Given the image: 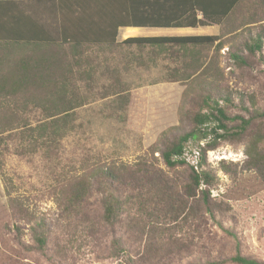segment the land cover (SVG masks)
Instances as JSON below:
<instances>
[{
	"label": "rangeland",
	"instance_id": "374dc122",
	"mask_svg": "<svg viewBox=\"0 0 264 264\" xmlns=\"http://www.w3.org/2000/svg\"><path fill=\"white\" fill-rule=\"evenodd\" d=\"M263 1L249 0L246 4L249 7V4L260 2L263 13ZM214 33L217 34V30L206 34ZM244 33L220 50L218 66L223 78L219 79V84L233 94L236 104L229 107L230 113L248 118L255 113L253 109L264 110V48L254 53L245 50V63L235 61L231 57V46L234 43L241 46L242 40H248V34ZM164 34L171 36L174 33ZM153 52V48L140 49L135 45L86 50L80 70L90 72L93 69L88 75L93 76L80 78L76 75L72 85L82 96H88H85L88 102L77 109L75 122L79 126L63 138L51 157L42 152L19 155L16 153L19 138L13 136L6 140L4 146L7 150L2 155L0 168V264H194L205 260L208 253L229 257L237 249L264 261V182L255 171H248L245 167V140L219 142L216 148L208 151L214 177L209 185L201 187H208L212 202L226 209L222 222L237 233L239 244L209 215L205 214L206 220H203V209L194 206L198 196L182 203L171 201L164 204L161 206L163 211L154 215L137 206L129 214H122L115 224H100L95 245L88 246V242L79 237L71 241L63 237L62 234L74 228L63 214L65 205H59L57 200L62 186L61 182L57 185L58 179L105 163L134 166L150 153L161 129L173 124L181 126L180 132H185L193 126V114L205 112L200 92H191L185 103L176 97L183 92V88L169 75L176 64L166 53L156 56ZM39 91L34 92L38 94ZM238 92L252 98H245L243 106ZM124 94L129 96L130 102L120 106L119 98ZM3 99L0 96V102ZM1 107L0 111L10 109L9 106ZM28 109L22 115L21 112L20 117L29 118L36 124L42 111L36 105H30ZM237 122L239 120L233 121ZM260 125L264 130L262 116L255 120L248 134ZM205 145V140L199 144L191 141L186 153L190 164L198 160L193 157L194 152L199 151L200 154L199 147ZM158 150L151 158L154 166L171 181H177L180 194L187 198L184 186L190 182L189 169L168 168ZM11 199L45 217L56 232L44 252L34 247L27 224L22 225L25 231L22 241L9 231L8 226L15 223ZM100 202V195L93 193L86 208L92 211V218L97 223L102 222ZM196 211L198 214L193 215ZM117 238L124 242L128 252L114 245ZM152 241L157 244L153 253L147 250ZM81 243L84 245L79 249ZM227 264L237 263L230 261Z\"/></svg>",
	"mask_w": 264,
	"mask_h": 264
},
{
	"label": "trees",
	"instance_id": "16d2710c",
	"mask_svg": "<svg viewBox=\"0 0 264 264\" xmlns=\"http://www.w3.org/2000/svg\"><path fill=\"white\" fill-rule=\"evenodd\" d=\"M247 1L249 0H190L188 9L182 11L184 16L181 19L167 22L169 26H163L218 25L220 28L218 35L132 37L121 44L103 40L88 42V44L62 43V53L67 54L68 59L61 61L60 86L52 83L47 86L43 84V90L38 94H35L34 90L21 89L12 92L0 90V96L4 97L0 102V107H10V109L0 111V168L3 165L2 155L7 150L4 145L10 137L17 136L19 138L20 145L16 150L19 155L42 152L47 157H51L59 149L63 138L76 130L79 126L75 122L77 109L88 102L86 99L88 96H82L75 87L73 88V78L76 75L80 78L93 76L92 74L88 76L93 69L90 72L80 70L86 50L91 47L104 50L120 45H135L140 49L153 48V54L156 56L166 53L165 55L176 64L169 75L173 82L183 88L182 94L178 93L176 97L179 96L180 101L185 103L191 92H200L202 95L205 112L199 111L193 114L192 128L180 132L182 131L181 126L172 124L161 129L157 142L151 148L150 153L145 154L134 166L125 163H105L91 170H84L80 174L76 172L69 177L58 179L57 185L59 186L61 182L62 186L57 200L59 205H65L63 214L66 215L67 222L74 228V230H65L67 233L62 234L64 238L68 237V240L71 241L79 237L88 242V246L95 245L100 224H115L120 220L122 214L125 212L129 214L137 206L143 210L146 209L147 214L154 215L156 212L163 211L161 206L164 204L171 201L182 203L185 199L190 200L198 196V199L194 200V206L199 210L203 209V220H206L205 214L209 215L222 230L239 244L237 233L226 228L222 222L226 209L212 202L208 187H201L203 184L209 185L214 177L213 169L208 162V151L216 148L219 142L233 140L246 141L245 167L248 171H255L264 182V130L260 125L253 133L248 134L255 120L261 116L264 117V110L260 108L255 111L253 109L255 113L248 118L239 114L232 115L229 107L236 105L233 94L219 84V79L223 78L218 66V56L220 50L229 41L238 40V35L244 33L243 31H245L243 35L248 34L249 36L248 40L241 41V46L239 43H234L231 46V57L239 63H245L243 58L245 50L251 53L263 51L264 12L261 11L260 2L257 5L249 4L248 7ZM90 6L92 8V4ZM91 8L88 6V25H90L92 17L100 14V10L96 11ZM198 13L201 14L200 18L197 17ZM125 23L131 22L126 21ZM88 36V41L95 39V36L91 34ZM97 37L105 38L104 36ZM76 67L78 68L75 69ZM238 94L242 104L245 98L249 97V100L252 98L246 93L238 92ZM128 98V95H122L119 98L120 106L128 105L130 102H128ZM33 100L38 103L35 104ZM175 102H177L176 98ZM30 105H36L42 111L41 119L36 124H33L29 118L23 119L19 115L21 112L22 115L28 111ZM247 109L245 108V110ZM236 120L239 122L233 123ZM174 130L179 132L176 134ZM207 139L209 140L207 141ZM203 140L206 141V145L199 147L198 169H196L189 163L186 153L189 152L191 141L199 144ZM158 149H160L163 161L168 168L185 167L189 169L190 182L184 186L187 198L180 194L179 183L171 181L151 161V158L155 157L154 154L159 151ZM93 193L100 195V203L103 208L101 223H97L95 218H92V211L86 209L87 202L89 206ZM10 207L14 212L15 223L12 227L8 226L9 231L14 232L16 238L22 241L25 234L22 225L27 224L29 226L27 229L35 242L34 247L38 251L44 252L52 236L56 233L52 230L51 224L45 217L30 211L20 201L11 199ZM192 214L197 215L198 211ZM76 229L78 230L76 231ZM113 242L114 245L128 252L120 238ZM73 244L75 245V243ZM83 245L81 243L78 248L80 249ZM156 249L157 244L154 241L147 246V250L151 253ZM230 261L237 264H264L262 260L243 254L240 249H237L236 253L229 257L212 256L208 253L205 260H199L194 264H227Z\"/></svg>",
	"mask_w": 264,
	"mask_h": 264
},
{
	"label": "crops",
	"instance_id": "0c3cea01",
	"mask_svg": "<svg viewBox=\"0 0 264 264\" xmlns=\"http://www.w3.org/2000/svg\"><path fill=\"white\" fill-rule=\"evenodd\" d=\"M189 3L190 0H0V90L42 91L43 84L60 86L61 61L68 59L62 53V43L103 40L121 44L128 38L165 36V32L174 33L171 36H201L217 30L211 35H218V25L163 27L181 19ZM88 6L100 10L90 25ZM90 34L95 39L88 41Z\"/></svg>",
	"mask_w": 264,
	"mask_h": 264
},
{
	"label": "built area",
	"instance_id": "2783aa9c",
	"mask_svg": "<svg viewBox=\"0 0 264 264\" xmlns=\"http://www.w3.org/2000/svg\"><path fill=\"white\" fill-rule=\"evenodd\" d=\"M193 157H194L195 159H198V157H199V151H195ZM192 163H193L192 165H194V167H195L196 169H198L197 161H193Z\"/></svg>",
	"mask_w": 264,
	"mask_h": 264
}]
</instances>
